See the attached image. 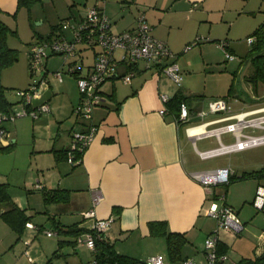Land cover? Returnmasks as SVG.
<instances>
[{
  "label": "crops",
  "instance_id": "crops-1",
  "mask_svg": "<svg viewBox=\"0 0 264 264\" xmlns=\"http://www.w3.org/2000/svg\"><path fill=\"white\" fill-rule=\"evenodd\" d=\"M37 1L0 0V18L10 28L16 30V34L27 44L24 46L22 62L17 66L19 69L14 70L16 74L9 78L13 82L7 83L11 86L17 85L18 90L26 88L30 83H26L29 71H27L29 68L27 51L33 37H41L42 34L38 32L31 20V18L34 20L40 18L37 8H33L34 2ZM251 1L253 0H106L102 6L110 20V28L113 32L134 28L138 17L143 15L151 26V33L165 41L175 54L174 58L168 61L176 63L177 53L199 35L198 30L200 31L205 23H210L207 33L211 34L213 22L220 21L225 25L228 22L229 26L232 21L227 18L236 12L237 15L248 12L255 15L256 9L246 7V4L249 2L251 4ZM75 3L86 7L82 13H78L79 16H75L72 11V5ZM95 3L96 0H68V6L73 15L67 19L59 18L60 21L55 25L51 23L47 31L49 34L46 33L45 37L61 35L72 38L73 26L83 19L86 15L85 11ZM261 3H264V0ZM213 13L220 14L218 21L210 16ZM66 20L68 22L62 24ZM43 22L44 20L41 19L40 24ZM262 22L264 21L259 24ZM227 30L230 31V28L227 27ZM228 46L232 52L229 40ZM218 47L223 51L220 46ZM77 50L81 68L76 74L66 71L71 59L65 55L50 53L45 58L46 75L50 71V64L54 69L60 64L54 58L60 57L63 61L65 60L62 63L63 66L67 64L66 68L59 69L61 79L55 76L59 82L62 81V84L56 90H52V85L48 81L41 86L39 96L33 99L35 105L49 101L50 110L36 117L18 116L31 117L33 130L39 131L38 140L42 139L40 143L35 142L36 147L33 150L40 153L35 159L36 166L41 170V174L36 172V183H33L29 189L10 188L8 185L12 201L23 208L29 216L25 227L32 231H39L44 228L43 224H46V221L51 222L52 225L55 221L63 225L78 223L80 227H89L93 218H84L80 212L91 208L92 189L98 188L102 198L94 207L95 217L105 218L113 214L114 220L104 234V238L113 243L118 252L139 260L161 255L164 264H167L164 260V252L169 260L170 258L165 235L150 230L151 222L163 220L166 229L185 234L187 241L181 248L182 258L194 257L196 264L207 263L203 262V260L206 261L204 240L215 230H217V249L218 245H223L226 247L225 254H227L237 234L218 228L216 219L207 214V209L211 201L223 193L226 203L232 206L237 214L239 210L237 211L234 206H239L241 213L245 211L244 220L255 212L256 208L252 205V199L257 184L264 180V175L260 176L257 173L264 168V165H261L264 163L260 156L253 157L244 153L252 148L250 147L228 154L202 158L198 153V150H202L197 146L198 140L213 137L214 146L218 145V140L215 136L196 137L188 134L186 127L196 125L200 119L193 117L189 122H175L173 119L178 115V109L164 103L160 94L165 93L172 98L181 92L193 112L205 106L201 102L195 103L196 101L191 100L192 95H188L181 88V74L180 83L177 84L164 74L159 66L139 61L132 66L134 74L129 81L125 82L119 76H114L102 83L100 93L103 98L93 110V121L97 125L96 135L85 149L81 161L74 166L68 165L65 149L70 143L71 131L81 128L83 123L73 112L74 106L80 99L76 77L88 71L96 57L98 47L77 44ZM177 66L179 71V65ZM127 69L128 66L125 63L117 65L119 74H123ZM64 82L69 85V94L63 91ZM56 97L57 100L50 103V100ZM6 99L13 106L14 103L7 97ZM249 104L252 103L247 102L233 110H239L241 107L250 109L259 103L257 105L253 103L249 107L244 106ZM164 106L166 112L161 114L159 110ZM223 114L225 113L207 114L205 119H212ZM5 127L8 132L6 140L10 138V145L13 146L14 143H18L19 134L17 133L16 137V133L10 131L9 125L5 124ZM17 128L19 129L18 123L15 125L16 130ZM230 136L233 141V135L230 134ZM219 156H226V159L214 160ZM15 164L22 166L23 161L20 163L15 161ZM222 167L229 168L228 181L209 189L190 176V172L193 171ZM5 174L7 171L0 164V180ZM37 184L41 187H37ZM228 187H234L232 189L236 194L227 192ZM44 190L48 191V195L60 194V198L48 201L45 199L47 194ZM247 201L254 209L245 203ZM218 203H221L220 200ZM7 207V204H0V213ZM77 214L81 215L82 219H79ZM37 218H40V222L34 221ZM27 223H32L34 226H29ZM242 223L244 225L242 231L253 232V224L247 221ZM44 230L46 234V228ZM262 236L264 235L261 233L259 238ZM29 240V237H24L23 243L28 245ZM80 247L86 248L84 245L71 244L73 252ZM56 249L58 247L50 246L42 253L32 256L29 248L26 247L24 254L31 264H45L52 255H49L50 252L53 253ZM89 251L93 255V252Z\"/></svg>",
  "mask_w": 264,
  "mask_h": 264
},
{
  "label": "built area",
  "instance_id": "built-area-1",
  "mask_svg": "<svg viewBox=\"0 0 264 264\" xmlns=\"http://www.w3.org/2000/svg\"><path fill=\"white\" fill-rule=\"evenodd\" d=\"M105 2L106 0H96V3L88 8L85 17L73 26L72 38L54 35L29 45L27 55L32 81L26 88L17 90L22 101L19 109L12 106L7 112H0V140L8 136L5 127L6 120H13L22 115L36 117L50 110L48 101L37 105L33 102L34 97L39 96L41 86L48 83L45 58L50 53L65 55L71 59L66 71L70 74H76L81 68L77 44L92 48L98 47V51L88 71L84 74H78L76 77L80 99L74 106L73 112L83 123L81 128L71 131V140L66 149V160L71 165L81 161L85 149L96 135L97 125L93 121V110L102 101L100 86L104 81L119 76L127 82L134 74L132 66L139 61H145L148 65L159 66L164 74L172 78L177 84L180 83L181 75L177 64L168 61L173 59L175 54L165 41L151 33V26L145 17L140 15L136 26L132 29L113 32L110 28V20L102 6ZM67 22L66 20L62 24ZM254 39L253 36H247L248 43H253ZM225 41L226 39L219 41V46L223 49L226 60H234L235 55L227 49L228 44ZM117 51L119 54H116ZM119 63H125L128 66L127 71L123 74L117 72ZM36 72H42L39 78H37ZM54 74L59 80L61 79V70H56ZM160 98L164 103L169 100L165 93H161ZM159 112L165 114L166 107L160 108ZM218 113L225 114L217 115L212 119H205L207 114ZM193 117L199 118L200 121L196 125L186 127L188 134H191L192 129L199 128V132L193 136H215L218 140L217 146L198 150L202 158L228 154L264 144V133L256 134L244 131L247 127L264 129V101L260 102L259 106L250 109L241 107L234 111L231 100L227 96H222L208 100L204 108L193 112L190 105L183 100L179 104L178 115L173 120L177 123L189 122ZM223 133L232 134L233 141L223 142L221 139ZM190 176L209 189L214 185L228 181L229 168L193 171L190 172ZM36 186L41 187L40 184ZM91 194V208L81 211V214L84 218L91 217L93 220L89 227L76 236V244L84 245L89 250L95 251L97 241L103 238V235L110 228L114 216L110 214L105 218L95 217L94 207L101 200L102 194L98 188H93ZM219 200L221 203H218ZM252 205L258 210H264V180L256 186ZM207 214L216 219L218 228L231 231L234 234L242 232L244 228L238 214L232 206L226 203L223 193L211 201ZM27 225L34 226L32 223H27ZM56 233L54 230H46L47 235ZM217 243V230H215L204 240L207 264H226L227 254L218 252ZM143 264H164V261L161 255H154L145 259ZM182 264H196V262L191 257H185Z\"/></svg>",
  "mask_w": 264,
  "mask_h": 264
},
{
  "label": "rangeland",
  "instance_id": "rangeland-1",
  "mask_svg": "<svg viewBox=\"0 0 264 264\" xmlns=\"http://www.w3.org/2000/svg\"><path fill=\"white\" fill-rule=\"evenodd\" d=\"M261 1L262 0H253L251 4L250 2L246 4V7H251L248 9H256V16L249 12L237 15L236 12L231 17L227 18L229 21H232L229 26L228 22L225 25V23L218 21L220 16L219 13L211 14L210 16L218 21L212 23L211 34L207 33V28L210 26V23H205L201 27V30H198L199 35L194 37L186 47L183 48L184 50L182 49L177 53L176 63L179 65V72L182 75L181 88L188 95H192L191 100L196 101L195 103L201 102L203 106H205L210 99L227 96L232 101V107L238 109L242 104H246L247 102L257 105V103L260 104V102L264 101V82H259L256 85L246 80V76L254 67L253 57L257 54L256 48H253L256 38L251 35V31H253L259 22L264 21L262 20L264 19V3H261ZM259 6L260 8L258 9ZM35 7L37 8V14L40 15V18L35 20L31 18V20L38 32L42 34L41 37L34 36L31 40L32 42L45 38V36L49 34L47 31L51 23L55 25L60 21L59 18L67 19L73 15L70 12L68 0H38L33 4V8ZM85 8L86 7L82 4L76 5L75 3V5H72V11H74L75 16H79L78 13H82ZM10 16L13 17L11 14ZM41 19L44 20L43 24H40ZM14 21L16 25V20ZM227 27L228 29L230 28V31L227 30ZM250 35L255 38L253 43L247 42V36ZM224 37L227 38L232 45V52L235 55L234 60H226L225 54L218 47L219 41L225 40L223 39ZM227 39L225 42L228 44ZM25 42L26 41L22 40L18 34L9 33L7 43L10 47L18 50V58L13 64L5 67L1 74L2 84L4 86L7 85V87L5 86V95L14 103L13 107L15 109H19L22 105L21 97L17 94L18 86H11V84L7 83L13 82L9 78L16 74L14 70L19 69H17V66L22 62L23 53L25 52L24 46L27 45ZM228 47L227 45V49H229ZM116 54H119V51H117ZM54 59L60 63L58 68L54 69L53 65L50 64V71L46 75V80L52 85V90H56L57 87L62 84V81L59 82L57 80L54 72L61 69V67L66 68L67 65H62L65 60L63 61L60 57ZM224 67L225 69H223ZM28 70L29 68H27V71ZM29 72L30 70L27 74V84L32 81ZM36 74L37 78H39L42 72H36ZM231 83H233V90L230 91L229 86ZM63 84V91L68 92L69 85L66 82ZM69 93L70 92H68V94ZM55 100H57V97L52 101L50 100V103ZM243 101H246V103H243ZM252 104L244 106L249 107ZM259 104L257 106H259ZM14 120L15 121L6 120L5 124L9 125V129L12 133H16V137L17 133L19 134V141L11 146L10 138L8 141L6 138L0 140V164H2L7 171V174L3 176L0 182H8L6 186L10 185V188L21 187L29 189L33 186V183H36V172L41 174V170H39L35 163V159L40 153L33 150L34 147H36L35 142L40 143L42 139L38 140L40 132L33 130V119H31V117H16ZM17 123L19 124L18 130L15 129ZM244 131L256 134L264 133V129L253 127H247ZM222 139L225 142H230L231 136L229 133H223ZM214 145L215 142L213 137L203 138L197 142L198 148L202 150L208 146L211 147ZM244 153H248L253 157L259 155L262 163H264V144L256 147L254 146L244 151ZM219 159H226V156H219L214 160ZM15 161L18 163L23 161V165L20 166V164H15ZM66 163L71 165L68 162ZM232 188L228 187L227 192L235 195L236 192L233 191ZM245 203L253 208L249 201ZM234 208L237 211L239 210L238 217L240 220L242 222H250L254 225V228L253 232L244 230L236 235L234 242L228 249L226 264H238L241 259L244 260L245 264H264V236L259 238L261 233L264 235V210L253 208L255 212L247 216L246 220H244L243 216L245 211L241 213L239 206H234ZM82 217L79 219H82ZM37 219L34 221L40 222V218ZM43 226L46 230H54V225L49 221H46V224H43ZM44 228L39 231H32L24 227L21 234L18 235L9 227L5 220L0 217V264H31L24 254V249L26 247L29 248L30 254L35 256L37 253H42L48 249L50 246L59 248L58 251L60 254L54 259L56 264H93V255L87 248L82 247V249L80 247L79 250L73 252L71 244L65 242L61 245L58 244L59 239H64L63 235L58 233L47 236L44 233ZM24 237H29L30 240L28 242L31 244L28 243L27 245L23 243ZM51 254L52 252H50L49 255ZM164 260L167 264H182V260L171 262L167 258L165 252ZM203 262L206 261L203 260Z\"/></svg>",
  "mask_w": 264,
  "mask_h": 264
},
{
  "label": "trees",
  "instance_id": "trees-1",
  "mask_svg": "<svg viewBox=\"0 0 264 264\" xmlns=\"http://www.w3.org/2000/svg\"><path fill=\"white\" fill-rule=\"evenodd\" d=\"M24 1V0H19ZM35 0H27V2H33ZM9 33H16L12 30L1 18H0V112H7L12 108L10 103L5 96V86L1 82L2 70L13 64L17 60L18 50L10 47L7 43V37ZM255 36L256 42L254 43V49L257 50V54L253 57L254 67L251 72L246 76V80L258 84L264 82V22L260 23L251 33ZM250 35V36H251ZM50 37V36H48ZM229 90H233V83L230 84ZM186 97L180 93L175 94L172 98H169L167 104L169 107L178 109L181 101H185ZM187 102V101H186ZM66 157V149H65ZM74 166V165H72ZM259 175H264V168L257 171ZM229 178V177H228ZM45 194L48 193L44 190ZM60 198V194L53 193L46 195V200L50 201L53 199ZM0 204H7L8 207L0 213V217L12 228L18 235L21 234L29 216L25 213L23 208H20L16 203L12 201L8 192V186L6 183H0ZM165 221H154L150 223V230L154 233H164L167 242V252L172 262L183 260L181 255V248L186 243V236L182 232H175L168 230L164 227ZM54 231L60 233L63 236L68 237L67 239H59L58 244L62 243L76 244V236L79 235L86 228L80 227L78 223H72L69 225H63L60 222L54 221ZM239 234V233H238ZM97 241L96 250L93 252L94 264H143L144 260H139L131 255L118 252L113 243H110L104 238ZM59 248L56 249L52 255L47 259L45 264H56L54 259L60 254ZM226 247L218 245V252L225 253ZM247 259V258H245ZM238 264H245L244 260L241 259Z\"/></svg>",
  "mask_w": 264,
  "mask_h": 264
},
{
  "label": "bare ground",
  "instance_id": "bare-ground-1",
  "mask_svg": "<svg viewBox=\"0 0 264 264\" xmlns=\"http://www.w3.org/2000/svg\"><path fill=\"white\" fill-rule=\"evenodd\" d=\"M199 132V128H194V129H192L191 130V134L193 135V134H196V133H198Z\"/></svg>",
  "mask_w": 264,
  "mask_h": 264
}]
</instances>
